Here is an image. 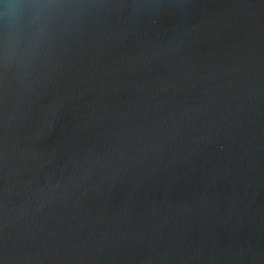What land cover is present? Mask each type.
Listing matches in <instances>:
<instances>
[{
    "label": "water",
    "instance_id": "95a60500",
    "mask_svg": "<svg viewBox=\"0 0 264 264\" xmlns=\"http://www.w3.org/2000/svg\"><path fill=\"white\" fill-rule=\"evenodd\" d=\"M0 264H264V0H0Z\"/></svg>",
    "mask_w": 264,
    "mask_h": 264
}]
</instances>
